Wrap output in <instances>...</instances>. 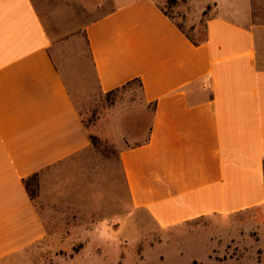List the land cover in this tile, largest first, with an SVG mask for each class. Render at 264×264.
<instances>
[{"label":"crops","instance_id":"obj_1","mask_svg":"<svg viewBox=\"0 0 264 264\" xmlns=\"http://www.w3.org/2000/svg\"><path fill=\"white\" fill-rule=\"evenodd\" d=\"M159 1L101 0L84 27L103 93L142 83L148 133L115 128L129 219L166 230L264 207V0L178 4L193 27L210 9L198 46ZM51 44L32 0H0V264L47 236L24 180L92 148Z\"/></svg>","mask_w":264,"mask_h":264},{"label":"rangeland","instance_id":"obj_2","mask_svg":"<svg viewBox=\"0 0 264 264\" xmlns=\"http://www.w3.org/2000/svg\"><path fill=\"white\" fill-rule=\"evenodd\" d=\"M32 1L52 36L54 63L83 122L101 142L42 174L45 194L36 203L47 236L3 264H264V207L166 230L144 212L137 213V222L129 219L134 213L129 215L118 157L122 138L115 128L126 115L141 111L142 89L134 82L108 99L100 90L84 28L100 0ZM175 1L173 7L170 0L159 3L189 36L203 39L206 17L189 25L176 8L186 0Z\"/></svg>","mask_w":264,"mask_h":264},{"label":"trees","instance_id":"obj_3","mask_svg":"<svg viewBox=\"0 0 264 264\" xmlns=\"http://www.w3.org/2000/svg\"><path fill=\"white\" fill-rule=\"evenodd\" d=\"M175 5H176V1L170 0L169 7H173ZM162 10L166 15L171 16L163 8H162ZM206 16H207V10L203 13V18H205ZM179 27L182 31H184L186 33V31L184 30L182 25H180ZM187 36L192 41V43L196 46L201 45L202 43H204L206 41V36L201 40H196V39L192 38L191 36H189L188 34H187ZM87 42H88V40H87ZM90 51H91V49H90ZM91 55H92V53H91ZM134 82H138L141 89H142V83L140 80L132 81V82L128 83L127 85L132 84ZM125 86H123V87H125ZM119 89L120 88L113 90L111 92H108V93H104V94H105L106 98L108 99L114 92L118 91ZM148 118H149L148 114L146 116L143 111L133 112V113L128 114L122 118L121 125H122V128L124 129V131H126L127 134L130 135V137L133 136V137L139 138V137H142L148 133V128H149V119ZM84 125L88 128V126L85 123H84ZM90 141H91L92 147H95V148L101 142L100 138L94 134H90ZM139 144L140 143H137L136 145H139ZM40 177H41V173H35L32 176H30L24 180L25 187H26V189H27V191H28V193H29V195L33 201H36L37 198L39 197V194H40Z\"/></svg>","mask_w":264,"mask_h":264}]
</instances>
